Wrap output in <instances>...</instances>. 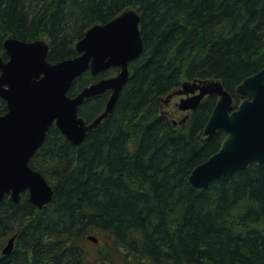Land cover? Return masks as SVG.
I'll use <instances>...</instances> for the list:
<instances>
[{"label": "trees", "instance_id": "1", "mask_svg": "<svg viewBox=\"0 0 264 264\" xmlns=\"http://www.w3.org/2000/svg\"><path fill=\"white\" fill-rule=\"evenodd\" d=\"M128 8L141 15L145 49L114 110L80 145L56 126L31 158L54 189L36 207L23 193L0 207V264H261L264 163L193 188L192 169L216 152L224 133L204 142L215 99L175 125L165 97L185 80L217 79L230 90L264 66V0H0V52L8 37L44 38L52 62L78 54L95 23ZM111 68L77 78L74 95ZM109 92L80 115L104 110ZM7 110L0 97V113ZM16 235L10 254L3 248ZM90 235L98 238L90 250Z\"/></svg>", "mask_w": 264, "mask_h": 264}, {"label": "water", "instance_id": "2", "mask_svg": "<svg viewBox=\"0 0 264 264\" xmlns=\"http://www.w3.org/2000/svg\"><path fill=\"white\" fill-rule=\"evenodd\" d=\"M140 24V13L125 9L112 20L90 26L76 42L78 55L57 62L48 59L49 43L43 38L5 40L7 59L0 53V96L7 105V111L0 114V207L7 194L20 202L26 191L29 201L39 208L52 201V185L30 160L53 124L74 145H80L88 132L113 112L130 78L131 62L145 49ZM111 67L119 69L116 75L69 94L75 80L86 71L98 75ZM238 89L252 99L243 100L236 109L231 93L219 80L184 82L166 98L187 94L178 107L189 110L197 108L208 94L220 96L205 125L204 140L219 131L226 137L214 154L192 169L188 181L193 188H207L237 170L264 163V67L245 78ZM107 91L110 96L102 113L91 120L80 116V107L88 98ZM89 238L98 241L96 236ZM15 239L16 235L9 239L5 254L13 251Z\"/></svg>", "mask_w": 264, "mask_h": 264}, {"label": "flooded vegetation", "instance_id": "3", "mask_svg": "<svg viewBox=\"0 0 264 264\" xmlns=\"http://www.w3.org/2000/svg\"><path fill=\"white\" fill-rule=\"evenodd\" d=\"M263 67H264V66H263ZM263 67H262V68H263ZM259 70H260V69H259ZM259 70L255 71V72L252 73V74H255V73L258 72ZM250 75H251V74H250ZM248 76H249V75H248ZM246 77H247V76H246ZM246 77H244L240 82L235 83V84L233 85V87L230 89V93H231V96H232V102H233V108H237V107L239 106L240 102L243 101V100L246 99V98H247V99H252V98L249 97L247 94H243L242 92H240L239 89H238L240 83H241ZM198 92H199V91H196V93H198ZM182 96H187V95H186V94L180 95V98H181ZM174 97H176V96H174ZM211 98L215 99V102H214V105H213V108H214V106H215V104H216V102H217V100H218V96H217L216 94H208V95L204 96V98L201 100V102H200V104L198 105L197 108L192 109V110H189V111H186V114H185L184 116L189 115L187 121L190 120L191 116L193 115V112H194L195 110H197V109L201 106L202 103H204L206 100H209V99H211ZM173 99H174V98H173ZM173 99L169 102V104H171V102L173 101ZM213 108H212V110H213ZM173 115L179 117V115L177 114L176 111H173ZM202 136H203L202 139L204 140V130H203V134H202ZM207 141H208V140H207Z\"/></svg>", "mask_w": 264, "mask_h": 264}, {"label": "rangeland", "instance_id": "4", "mask_svg": "<svg viewBox=\"0 0 264 264\" xmlns=\"http://www.w3.org/2000/svg\"><path fill=\"white\" fill-rule=\"evenodd\" d=\"M229 92H230V90H229ZM180 100V96H176V97H174V99H173V101L171 102V104L170 105H168V107H165V108H163V109H171L172 111H176L177 112V114L179 115V120L181 119V118H183L184 117V115L186 114V112H182L179 108H178V106H176V104L178 103V101ZM86 246H87V248H89L90 250H93V249H95L96 248V243H94L91 239H88V241L86 242Z\"/></svg>", "mask_w": 264, "mask_h": 264}]
</instances>
